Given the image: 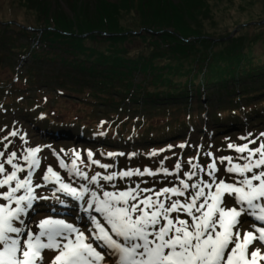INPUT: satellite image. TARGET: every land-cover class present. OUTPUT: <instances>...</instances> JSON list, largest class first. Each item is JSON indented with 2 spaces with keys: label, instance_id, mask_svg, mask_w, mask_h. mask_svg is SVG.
Wrapping results in <instances>:
<instances>
[{
  "label": "trees",
  "instance_id": "obj_1",
  "mask_svg": "<svg viewBox=\"0 0 264 264\" xmlns=\"http://www.w3.org/2000/svg\"><path fill=\"white\" fill-rule=\"evenodd\" d=\"M52 2L9 0L6 10L0 5V124L11 108L23 104L34 109L28 114L44 122L45 109H36L39 104L32 97L70 91L80 103L109 105L107 114L114 118L121 110L133 114L111 128L75 119L85 142L86 137L96 138L122 152L132 146L141 152L129 162L133 169L144 164L142 155L148 168L160 167L149 162L153 152L172 169L175 155H164L156 146L147 153L143 147L177 137L185 144L186 132L197 127L195 118L202 109L196 102L203 107L206 102L210 124L248 125L244 128L256 133L255 126L264 122V45L259 53L251 45L256 39L248 35L215 38L206 28V21L214 17L212 0H66L59 6ZM258 3L264 14V0L249 4ZM18 7L23 10L18 12ZM22 12L27 13L23 19ZM263 36L260 32L259 40ZM135 42L143 47L138 45L133 53L130 44L134 47ZM5 72H10L7 79ZM61 105L59 100L56 106ZM195 106L198 112L191 111ZM47 111V125L57 128L60 122ZM161 147L166 151L168 144ZM126 160L118 154L111 163L130 166ZM133 177L155 182L173 176Z\"/></svg>",
  "mask_w": 264,
  "mask_h": 264
},
{
  "label": "snow or ice",
  "instance_id": "obj_2",
  "mask_svg": "<svg viewBox=\"0 0 264 264\" xmlns=\"http://www.w3.org/2000/svg\"><path fill=\"white\" fill-rule=\"evenodd\" d=\"M9 143L0 150V189H7L0 192V197L7 201L0 204V264H257L264 261V143L255 148L250 147L256 143L254 140L239 146L229 143L228 148L238 153L237 157L217 158L207 153L213 157L209 163L202 166L197 157L189 158L188 169L183 172V164L177 160L172 169L160 161L156 169H123L89 176L78 166L80 153H73L70 162L59 159L60 169L87 183L74 187L64 182L52 166L46 168L42 180L58 185L57 191L84 201L87 209L103 218L105 223L89 216L93 226L88 230L91 239L64 219H43L38 231L25 223L22 217L36 199L34 188L41 187L33 185L34 171L41 165L38 155L41 148L29 147L18 157L15 151L6 152ZM87 158L102 169L114 168L112 164L94 160L91 151L87 152ZM18 160H23L24 165ZM217 161L221 165L227 162L223 171L231 174L230 182L223 175L218 178ZM21 172H26L23 178L19 176ZM157 175L173 176L175 180L166 181L172 186L163 188H142L141 183L146 181L125 188L115 183L133 176ZM22 190L24 194L17 195ZM253 220L261 222L260 226Z\"/></svg>",
  "mask_w": 264,
  "mask_h": 264
},
{
  "label": "rangeland",
  "instance_id": "obj_3",
  "mask_svg": "<svg viewBox=\"0 0 264 264\" xmlns=\"http://www.w3.org/2000/svg\"><path fill=\"white\" fill-rule=\"evenodd\" d=\"M12 1V0H11ZM66 0H53V5L54 6H59V2L65 4ZM254 2V0H212V6L210 7V12L212 14V16L214 15L213 20L210 19V21H206V28L210 31L213 32V34H216L215 38H217V35L220 34V36L223 34L224 36H222L221 40L225 41L227 40V37L229 38H234L237 35H248L250 37H253V39H256V42L251 44L252 46H255V50L254 51H258L259 53L262 52V45H264V36L262 37L261 40L260 37H258L260 35V32H264V14H261L262 9L260 8L259 3L257 5H252L249 4ZM259 1V0H256ZM261 1V0H260ZM5 2H9V0H0V5L2 8L8 7L10 8V5L7 4L5 5ZM215 3V4H214ZM18 4H16L14 7L16 8ZM6 10V8H5ZM23 10V8H19L18 7V12H21ZM23 14H27L26 12H22L21 14H19V17H21L23 19L24 15ZM240 23H242L243 25L240 26ZM249 24V25H248ZM215 32V33H214ZM227 36V37H226ZM225 37V38H223ZM219 41V39H217ZM133 45H135L134 47L130 44V46L133 48V53L137 52L136 47L142 46L143 44H141L140 42L137 43H133ZM2 76L5 77V79L9 78L10 76V72H5V74H2ZM68 94L66 93L65 95H63L64 97H62L60 99V102L62 103V106H66L67 108H61V109H57V114L63 115V117L65 118L66 121H75L76 117H78V114L80 113V108L78 105H76L77 103L75 102L77 98V96L72 92L70 93V91H67ZM53 93V92H52ZM7 94V93H6ZM54 94V93H53ZM48 98L52 99L55 98L54 95L49 94ZM72 98L75 99V101L72 100ZM42 99V97H41ZM92 104V102H90ZM196 104L199 107H202L201 111L204 110H208V112H210V110L208 109V107H206V102H204V107L202 105L201 102H196ZM80 105V104H79ZM95 106V112L92 114L91 117H89V124L90 125H95V122L93 119H95L96 121L101 118V121H105L107 119V116L105 115V111H109L110 110V106L109 105H94ZM88 105H85L84 109L86 110V114L81 118L84 122H86V124H88V111L90 112L91 110L88 109ZM108 109V110H107ZM197 111V107H193V109L191 111ZM31 111H33V108H31ZM27 113V111H23V109L20 110V114L23 113ZM105 113V114H104ZM121 113V118L119 117L118 119L120 121H122L123 119L128 118L129 115H133L132 112H122V110L120 111ZM193 113V112H192ZM204 113V112H203ZM28 114V113H27ZM81 114V113H80ZM12 114H10L11 116ZM178 114H174L175 117H177ZM32 116V115H31ZM172 116V118L174 117ZM209 116V114L207 115ZM207 116H205V114L199 115L198 117L195 118V120L198 122V127H197V134L190 140L192 142V147H190L188 150L184 149L183 147H179L177 146L174 149L175 154H177L179 157L176 158L174 161H181V163L183 164V170H187L188 169V164L187 161L189 160V158H193V157H197L198 160L197 162L200 165H206L207 163L210 162V160L213 157H225V156H232V157H237L239 154L236 153L233 149H229L228 148V144L232 143V144H236V145H243L244 143L248 142L249 140H254L256 141V143L251 144L250 147L255 148L258 144L260 143H264V122L259 123L257 126V128H260L259 132L256 133H249L251 130L248 131V134L246 135H240V130H236L233 128V124L231 123L230 125H220V124H210V126H215V130L217 129L218 132H213V133H206L205 136L210 138V143L218 140V141H223V145H219L218 144H208L209 146L206 149H202L205 147V145H203L202 142V136L204 134V132L206 131L207 128H205V121L207 120ZM33 117V116H32ZM31 117V118H32ZM250 119H255L254 117H251ZM248 119V123L249 120ZM207 123H210L209 121ZM229 123V122H228ZM39 124H41L42 126V122L40 121H27L24 125V123L22 124L24 126V131L28 137H24L19 139L13 146H8L6 152L7 153H11L13 151L17 152L18 157L22 156L24 154V151L29 148V147H40L41 148V152L38 154L40 159H41V165L40 168L34 171V185L36 184H40L41 187L38 188H34V190L37 193V204L36 206L31 209L27 215L23 216L22 218L25 220V223L30 226L34 231H38V225L39 222L43 219H64L66 222L68 223H72V221L74 222V217H72L71 212H74V209L72 207H76V205L74 203H71V199L66 200L64 197V200H49L47 201V197L51 196V190H52V184H47L45 181L42 180L43 175L45 174V170L48 166H52L56 171H60L58 163L56 161L55 155H62V154H69V152H71V149H73V142L72 141H67V140H63L61 142H55V143H59L60 145H53V139L57 138L59 139L61 136V134L63 132H69L71 133V137H74L73 134H77L78 129L76 127H74L73 125H69V126H61L62 123L58 126V130L55 131H50L49 128H46L45 130H42L39 128ZM209 126V127H210ZM211 126V128L213 129V127ZM244 126H248V125H243L241 126L242 128H244ZM228 128L226 131L223 129ZM44 128V127H43ZM213 129V130H214ZM214 130V131H215ZM222 130V131H219ZM43 131L41 134L40 132ZM225 131V132H224ZM22 132V133H23ZM58 132V135H55V133ZM228 132V133H227ZM61 133V134H60ZM11 135V134H10ZM200 137V138H199ZM196 138H198L196 140ZM49 140V141H48ZM52 140V141H50ZM4 141L1 150L4 147V144L7 143L6 139L4 138L2 140V142ZM86 144H88V141L85 142ZM226 143V144H225ZM163 144V143H162ZM67 145V146H66ZM139 146H141V144H139ZM130 148V147H129ZM92 151L94 152V150L92 149ZM200 151H202L200 153ZM58 153V154H57ZM73 153V151L71 152V154ZM207 153H212L213 157H210L207 155ZM72 156V155H71ZM157 159V158H155ZM162 159V157H159L157 161L154 162H160ZM18 162L21 165H24V161L23 160H18ZM164 163L168 164L167 161H164ZM227 164V162L225 161V165ZM225 165H221L219 164V162L217 161V167L220 169V172L217 174L218 178L223 175V177L226 179V181H229V177L231 174H228L226 172L223 171ZM132 166V164H131ZM6 168L10 169L9 165H6ZM24 173L26 174V172H21L22 175H24ZM20 174V173H19ZM64 182L65 180L67 181L68 179H70L69 177H63ZM204 179H207V176L204 177ZM68 182V181H67ZM131 182V186L133 185V183L135 182L134 180H130ZM230 182V181H229ZM43 184V185H42ZM172 185V184H170ZM58 186V185H56ZM143 187H148L146 185L142 186ZM171 187V186H170ZM125 188V187H123ZM151 188V187H149ZM230 202H231V198H229ZM63 202L66 203L65 206H63ZM69 203V204H68ZM70 207V208H69ZM69 208V209H68ZM68 209V210H67ZM88 221V218H84V219H80V222L76 225V227L80 228L82 231L85 232L86 235H88V227L86 226ZM253 223H255L257 226H260L261 222L259 221H252ZM75 223V222H74ZM53 255V254H52ZM47 258V257H46Z\"/></svg>",
  "mask_w": 264,
  "mask_h": 264
}]
</instances>
